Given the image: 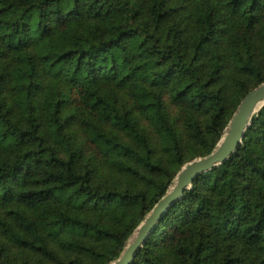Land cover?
Wrapping results in <instances>:
<instances>
[{
    "label": "trees",
    "instance_id": "trees-1",
    "mask_svg": "<svg viewBox=\"0 0 264 264\" xmlns=\"http://www.w3.org/2000/svg\"><path fill=\"white\" fill-rule=\"evenodd\" d=\"M264 82V0H0V264H110ZM132 264H264V107Z\"/></svg>",
    "mask_w": 264,
    "mask_h": 264
},
{
    "label": "water",
    "instance_id": "water-1",
    "mask_svg": "<svg viewBox=\"0 0 264 264\" xmlns=\"http://www.w3.org/2000/svg\"><path fill=\"white\" fill-rule=\"evenodd\" d=\"M264 107V82L242 99L225 132L207 155L186 162L176 174L167 192L155 203L127 240L120 256L110 264H132L168 210L193 187L194 180L224 163L243 143L254 117Z\"/></svg>",
    "mask_w": 264,
    "mask_h": 264
},
{
    "label": "rangeland",
    "instance_id": "rangeland-1",
    "mask_svg": "<svg viewBox=\"0 0 264 264\" xmlns=\"http://www.w3.org/2000/svg\"><path fill=\"white\" fill-rule=\"evenodd\" d=\"M121 254V253H120ZM120 256V255H119ZM117 259V258H116Z\"/></svg>",
    "mask_w": 264,
    "mask_h": 264
}]
</instances>
